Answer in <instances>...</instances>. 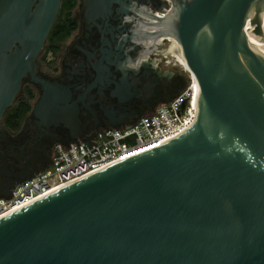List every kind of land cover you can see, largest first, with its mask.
<instances>
[{"label":"water","instance_id":"obj_1","mask_svg":"<svg viewBox=\"0 0 264 264\" xmlns=\"http://www.w3.org/2000/svg\"><path fill=\"white\" fill-rule=\"evenodd\" d=\"M62 1L0 0V128L25 80L36 112L60 111L63 88L37 69ZM262 19L264 0L155 15L149 36L177 41L197 80L195 122L0 218V264H264V58L245 38L264 42Z\"/></svg>","mask_w":264,"mask_h":264},{"label":"flooded vegetation","instance_id":"obj_2","mask_svg":"<svg viewBox=\"0 0 264 264\" xmlns=\"http://www.w3.org/2000/svg\"><path fill=\"white\" fill-rule=\"evenodd\" d=\"M179 1H70L76 29L52 51L46 41L37 69L41 78L63 88L64 102L51 115L36 112L41 87L23 82L15 101L25 87L32 89L34 99L18 130L5 126V116L2 120L0 190L44 171L57 144L135 124L182 92L183 73L168 60L163 39L148 32L153 17Z\"/></svg>","mask_w":264,"mask_h":264},{"label":"built area","instance_id":"obj_3","mask_svg":"<svg viewBox=\"0 0 264 264\" xmlns=\"http://www.w3.org/2000/svg\"><path fill=\"white\" fill-rule=\"evenodd\" d=\"M172 9L157 15L165 17ZM187 75L179 95L135 124L98 130L85 141L57 144L44 171L15 185L10 198L0 199V218L113 164L158 148L188 130L196 120L200 95L197 80Z\"/></svg>","mask_w":264,"mask_h":264},{"label":"trees","instance_id":"obj_4","mask_svg":"<svg viewBox=\"0 0 264 264\" xmlns=\"http://www.w3.org/2000/svg\"><path fill=\"white\" fill-rule=\"evenodd\" d=\"M71 0H63L60 12L48 38V50H53L58 40L68 37L76 29V23L71 17ZM34 99L32 89H22L14 105L7 111L4 118L5 126L12 130H18L23 118L31 109V101Z\"/></svg>","mask_w":264,"mask_h":264},{"label":"bare ground","instance_id":"obj_5","mask_svg":"<svg viewBox=\"0 0 264 264\" xmlns=\"http://www.w3.org/2000/svg\"><path fill=\"white\" fill-rule=\"evenodd\" d=\"M261 23H262V27L264 30V19L261 20ZM245 38H246V41L252 47H254L257 50V52L264 58V42L260 38L255 36L253 32H247V34L245 35ZM168 42L170 43L169 48L165 49L164 53L169 54L174 59L177 65H179L184 71L188 72L191 75L192 73L188 68V65L184 59L181 47L178 44V42L170 38L168 39ZM199 95H200V91H199Z\"/></svg>","mask_w":264,"mask_h":264},{"label":"rangeland","instance_id":"obj_6","mask_svg":"<svg viewBox=\"0 0 264 264\" xmlns=\"http://www.w3.org/2000/svg\"><path fill=\"white\" fill-rule=\"evenodd\" d=\"M162 45H163V48L162 49H167V48H169V45H170V43L168 42V41H164L163 43H162ZM174 46V45H173ZM167 55V57H168V60L172 63V65H175L176 67V69H178L179 71H181L182 73H183V75H184V80H185V85H186V83H187V80H188V75L187 74H189L188 72H186V71H184L179 65H177V64H175V61H174V59L169 55V54H166ZM171 69L173 68V67H170ZM187 73V74H186ZM190 75V74H189Z\"/></svg>","mask_w":264,"mask_h":264}]
</instances>
